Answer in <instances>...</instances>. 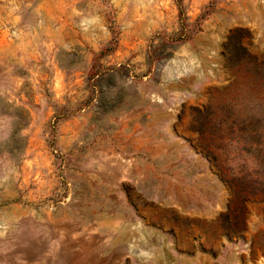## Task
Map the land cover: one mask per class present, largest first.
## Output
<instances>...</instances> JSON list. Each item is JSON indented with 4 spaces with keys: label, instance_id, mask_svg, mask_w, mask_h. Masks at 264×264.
I'll use <instances>...</instances> for the list:
<instances>
[{
    "label": "rangeland",
    "instance_id": "1",
    "mask_svg": "<svg viewBox=\"0 0 264 264\" xmlns=\"http://www.w3.org/2000/svg\"><path fill=\"white\" fill-rule=\"evenodd\" d=\"M260 120L264 0H0V264H264Z\"/></svg>",
    "mask_w": 264,
    "mask_h": 264
},
{
    "label": "trees",
    "instance_id": "2",
    "mask_svg": "<svg viewBox=\"0 0 264 264\" xmlns=\"http://www.w3.org/2000/svg\"><path fill=\"white\" fill-rule=\"evenodd\" d=\"M180 13L181 14L183 13V10L181 9V7H180ZM14 117L18 120V125L16 127L17 130L20 129L24 125V123L26 125V121L22 120L21 117H19L17 115H14ZM255 132H256L257 136H259V140L256 143H251V144H252V146L254 145L256 147L255 150H257L258 155L263 157L264 156V121L263 120H260V122L258 123V126H256V128H255ZM245 133L247 134V131H245ZM260 167L264 170L263 165L260 164ZM230 175L233 177V180L237 181V179L234 177V175H232V173ZM226 178H227V176H226ZM230 188L232 190V195L234 198L232 197L233 200L230 202V204L228 206V210L235 212L239 208H241L240 206L238 207V205L240 203L238 201L239 197L236 198V196H235L236 193H234V192H235L236 186L233 185V183L232 184L230 183Z\"/></svg>",
    "mask_w": 264,
    "mask_h": 264
}]
</instances>
